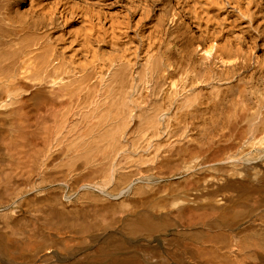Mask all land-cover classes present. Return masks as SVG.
Wrapping results in <instances>:
<instances>
[{
  "label": "bare ground",
  "instance_id": "1",
  "mask_svg": "<svg viewBox=\"0 0 264 264\" xmlns=\"http://www.w3.org/2000/svg\"><path fill=\"white\" fill-rule=\"evenodd\" d=\"M0 264H264V0H0Z\"/></svg>",
  "mask_w": 264,
  "mask_h": 264
},
{
  "label": "rangeland",
  "instance_id": "2",
  "mask_svg": "<svg viewBox=\"0 0 264 264\" xmlns=\"http://www.w3.org/2000/svg\"><path fill=\"white\" fill-rule=\"evenodd\" d=\"M249 74H250V73L248 72V75H249ZM251 82H252V83H253V82L255 83V82H256V78H254V79H251V80H250V83H249V84H251V85H252V83H251ZM249 84H245V83H244V84H242V89H244L246 85H247V86H249ZM247 86H246V87H247Z\"/></svg>",
  "mask_w": 264,
  "mask_h": 264
}]
</instances>
